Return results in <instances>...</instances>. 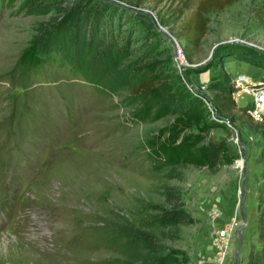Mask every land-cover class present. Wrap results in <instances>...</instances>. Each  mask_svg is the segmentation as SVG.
Returning a JSON list of instances; mask_svg holds the SVG:
<instances>
[{"label":"rangeland","instance_id":"374dc122","mask_svg":"<svg viewBox=\"0 0 264 264\" xmlns=\"http://www.w3.org/2000/svg\"><path fill=\"white\" fill-rule=\"evenodd\" d=\"M30 1L0 0V264H102L109 256L107 222L117 212L135 213L141 201H159L155 190L164 152L182 145L191 166L180 187L196 223L182 227L169 247L183 264H200L212 255L214 228L235 218L226 264H247L259 248L262 128L249 119L235 126L220 119L226 125L218 129L190 128L183 119L167 124L153 121L156 109L141 121L160 93L136 101L123 88L150 69L149 49L164 54L173 68L166 73L179 75L192 94L211 97L207 86L221 73L262 82L264 69L219 55L236 45L264 54V1L241 0L211 14L195 51L179 26L178 10L189 12L185 0H147L143 6L136 0L133 6L121 0H67L59 9L105 15L111 45L81 48L83 42L65 34L58 49L52 40L37 47L34 37L37 24L60 10L47 14ZM194 4L191 0L189 8ZM177 50L184 54L183 65ZM251 98L234 96L241 109ZM216 147L220 162L203 164ZM245 217L238 261V230Z\"/></svg>","mask_w":264,"mask_h":264},{"label":"trees","instance_id":"16d2710c","mask_svg":"<svg viewBox=\"0 0 264 264\" xmlns=\"http://www.w3.org/2000/svg\"><path fill=\"white\" fill-rule=\"evenodd\" d=\"M121 1L132 6L134 4L133 0ZM136 1L137 6H143L147 2V0ZM240 1L195 0L194 6L189 8L191 0H185L184 8L188 9L189 12L184 13L183 10H178L177 14L183 16V21L179 26L184 31L190 48L195 51L201 46L208 33L211 14L221 13ZM65 2L67 0H31L29 2L32 8H41L47 14L54 9L60 10L55 12L56 16L37 24L36 36L34 37L35 46L44 48L48 40H52L57 47H53V49H58L60 37L65 34H69L70 39L75 37L81 43L83 42L81 48L94 46V43H101L99 45H103V47L111 45V41L108 42L109 37L105 32L106 22H108L104 17L105 15L101 12L96 13V15L86 14L77 8L59 9V6ZM139 16L142 17V15ZM87 38L88 45L86 44ZM95 38H98V42L94 40ZM151 46H157V44ZM123 47L126 48L127 46L124 45ZM152 50H147L145 56L149 58L147 66L150 69L144 75H136L134 79L127 80L126 86L123 88V91H127L130 97L136 101L150 99L158 92L160 93L159 100L151 102V114L148 111L141 121L145 120L146 117L151 119L155 109L158 112V117H154L153 121L162 119L168 124L176 119H180L178 122L183 119L190 128L193 126L198 128L202 125L209 129H218L226 125L220 119L228 121L231 126H235L241 119L254 120L247 113L248 107L241 109L236 103L234 99L236 90L229 75L221 73L215 81L210 82L208 90L212 94L211 97L195 96L182 83L179 75L166 73L169 67L170 70L173 68H171L170 61H163L164 54L161 51L153 52ZM120 51H122L121 48H117L119 56ZM220 56L223 58L234 56L251 66L264 69V54L246 45L228 47L220 53ZM189 60L191 61V59ZM218 61L221 66L222 60L218 59ZM167 82H169L168 85H166ZM262 82L264 83V79ZM203 98L212 105L218 120L212 119L211 111ZM256 122V126L262 128L261 138L263 140L259 158V163L262 166L261 184L258 187L259 217L257 230L259 248L250 253L247 264H264V116L262 121ZM245 126L243 125V127ZM171 148L164 152L165 157L159 165L163 166L160 184L155 190L159 201H141V206L135 213L131 211L117 212L114 218L107 222L105 239L109 256L102 264L184 263V259L169 247V243L176 240L182 227L196 223L195 217L185 210L183 190L180 187V184L187 179L186 173L191 162L185 145ZM212 151L213 153L209 151L206 155L207 159L203 162L210 167L217 165L222 159L219 148L216 147Z\"/></svg>","mask_w":264,"mask_h":264},{"label":"built area","instance_id":"2783aa9c","mask_svg":"<svg viewBox=\"0 0 264 264\" xmlns=\"http://www.w3.org/2000/svg\"><path fill=\"white\" fill-rule=\"evenodd\" d=\"M176 59L180 65L186 63L182 50H177ZM232 84L236 90L234 96L252 97L250 105L246 106L248 107L247 113L255 121H262L264 116V83L261 81L254 82L249 76L241 74L232 78ZM193 94L195 96H201V94L196 92H193ZM203 99L210 108L213 115L212 118L216 119V113L214 112L212 105L205 98ZM236 226H238V224L235 218H233L229 224L214 228L211 236L212 255L206 260L201 261L200 264H226L227 256L231 247L232 235L235 232Z\"/></svg>","mask_w":264,"mask_h":264},{"label":"water","instance_id":"95a60500","mask_svg":"<svg viewBox=\"0 0 264 264\" xmlns=\"http://www.w3.org/2000/svg\"><path fill=\"white\" fill-rule=\"evenodd\" d=\"M163 28V27H162ZM165 33H166V35L170 38V39H172L173 40V42H174V45L177 47V41H176V39L175 38H173V36L169 33V32H166L165 30H163ZM237 135H238V140H239V133H237ZM241 149H245V147L244 146H241ZM242 163H243V166L245 167V160H242ZM248 175H249V172H248V170L246 171V177L245 178H247L248 177ZM246 225H247V217H245V221H244V224H243V226L238 230V232H239V235H240V241H241V244H240V249L237 251V253H236V258H237V260L239 261L240 260V257H239V252H240V250H241V248L243 247V235H242V230H243V228L244 227H246Z\"/></svg>","mask_w":264,"mask_h":264},{"label":"bare ground","instance_id":"6f19581e","mask_svg":"<svg viewBox=\"0 0 264 264\" xmlns=\"http://www.w3.org/2000/svg\"><path fill=\"white\" fill-rule=\"evenodd\" d=\"M163 30H165L166 32H168L164 27H163ZM243 164V163H242Z\"/></svg>","mask_w":264,"mask_h":264}]
</instances>
